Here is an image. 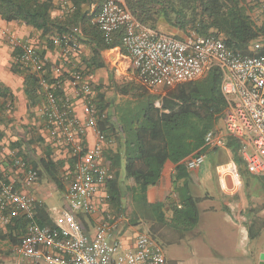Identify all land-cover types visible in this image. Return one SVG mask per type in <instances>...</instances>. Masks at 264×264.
<instances>
[{
  "label": "built area",
  "instance_id": "1",
  "mask_svg": "<svg viewBox=\"0 0 264 264\" xmlns=\"http://www.w3.org/2000/svg\"><path fill=\"white\" fill-rule=\"evenodd\" d=\"M94 24L108 45L122 32V45L133 68L130 79L151 92L201 79L219 67L223 72L221 88L229 103L225 130L209 131L202 149L190 155L185 165L188 170L199 169L208 153L224 148L226 137L230 136L240 141L239 154L248 170L264 176V55L234 52L219 38L196 33L178 38L152 28L134 16L125 0H105ZM7 33L11 47L19 48L17 61L38 73L45 119L53 137L68 149L73 162L64 175V200L68 208L54 228L39 224L32 199L14 185L0 181L1 224L9 223L12 212L21 213L28 220L24 234L13 247L14 254L45 264H166L160 243L140 233L134 246L128 247L116 235L125 217L102 209L108 204L107 185L115 179V172L104 157L105 147L111 141L98 126L99 118L106 114L94 102L93 85L84 71L78 67L67 70L77 96L84 98L87 117L82 122L73 113L71 99L62 91V80L47 76L45 59L36 47ZM52 42L66 56H73L80 48L77 39L68 33L55 35ZM88 130L97 137L90 148L83 142ZM14 163L26 169L29 182L38 179V172L28 168L22 159L16 158ZM219 171L241 177L234 164L222 165ZM99 212H103V218L89 235L80 215L88 218Z\"/></svg>",
  "mask_w": 264,
  "mask_h": 264
},
{
  "label": "trees",
  "instance_id": "2",
  "mask_svg": "<svg viewBox=\"0 0 264 264\" xmlns=\"http://www.w3.org/2000/svg\"><path fill=\"white\" fill-rule=\"evenodd\" d=\"M82 1L85 0H76L75 4ZM125 2L142 23L155 29L164 23L179 31L174 35L178 38L196 33L222 39L234 52L264 55V46L255 48L257 43H264V19L257 23L253 18L250 0ZM53 8L52 0H0V19L31 26L49 37L74 34L76 23L54 16ZM18 54L19 48L16 47L13 50L15 71L25 75L26 92L32 106L43 97L39 75L18 62ZM102 64L98 63V66ZM222 80V70L214 67L201 79L164 88L160 92H151L142 86L138 89L141 91L138 97L123 102L117 109L119 127L107 115L99 118L100 130L115 144V148L108 147L104 151L105 163L115 172V179L107 185L108 204L114 214L124 215L132 226L147 220L165 222L162 204L149 202L147 192L159 182L165 164L171 161L177 164L174 191L181 205L175 208L171 224L181 230L197 226L199 199L191 192L185 160L200 151L206 134L216 130L222 117L227 118L229 103L221 88ZM0 99H4V106L12 99V92L1 81ZM98 109L103 112V107ZM226 144L244 173V161L239 154L240 141L227 136ZM68 163L72 167L71 158ZM64 166V161H56L49 154L35 165V170L38 178L47 174L63 188L61 172ZM256 179L264 186V177ZM11 214L9 223L0 226V238L16 244L24 234L28 220L21 213ZM80 218L83 222L86 219L83 215ZM37 220L41 225L47 224L38 216ZM254 221L251 219L249 224L251 239L258 236L253 229Z\"/></svg>",
  "mask_w": 264,
  "mask_h": 264
},
{
  "label": "crops",
  "instance_id": "3",
  "mask_svg": "<svg viewBox=\"0 0 264 264\" xmlns=\"http://www.w3.org/2000/svg\"><path fill=\"white\" fill-rule=\"evenodd\" d=\"M75 1L52 0L54 4L52 14L72 23L75 22L77 25L72 35L79 42L80 48L73 56L62 54L60 47L52 42L55 35L45 36L31 26L0 19V81L12 92V99L5 106H13L12 113L3 114L5 113L3 112L2 117L7 118L8 121L12 120L19 131H22L18 136L7 135L0 141V181L14 185L19 192L33 200L38 219L46 221L45 226H57L59 217L68 208L64 200L66 187L64 175L70 169L68 162L71 155L68 149L59 144L52 135L51 127L43 113L44 98L40 97L38 99L40 101L30 105V97L26 92L25 75L15 71L14 49L8 43L7 32L36 47L45 59L46 72L49 76L51 78L58 76L62 80V91L66 97L71 99L73 113L82 122L87 117L84 111V98L77 96L75 89L70 84L67 75L68 69L78 67L84 71L87 80L93 85L92 98L94 102L98 108L99 106L103 107V112L117 127H119L117 109L123 105V102L138 97L141 93L138 89L143 88L138 81L130 79L133 68L131 59L122 45V32L116 34L113 46H107L108 44L103 40L102 32L94 24L105 0H85L78 4H75ZM158 29L172 35L179 33L175 28L164 23L160 24ZM98 63L103 64L98 66ZM163 89L157 91L160 92ZM3 103L4 99H0V108L5 107ZM4 132L7 133L6 130ZM83 142L86 147H93L97 142L96 134L92 130H88ZM108 147L115 148V144L110 143L105 147V150ZM219 149L230 151L227 145ZM210 152L207 158L211 157L213 160V171H209L208 166L204 167L205 163L199 169L189 170L191 192L199 199V222L194 228L181 230L171 224L175 208L181 207L174 191L177 164L168 161L159 182L151 186L147 192L149 202L162 204V211L165 215V222L156 221L155 223L169 229L168 235L159 236V240H157L165 250L166 264H170L169 254L165 248L166 243H174L178 239L182 241L183 238L208 248L210 244L219 243V238L231 241V239L239 237L242 244L246 243L247 249L251 246L248 251H245V254H251L253 251V247L250 245L253 240L249 235V221L254 218L256 211L252 207L254 201L252 202L250 199L249 189L246 185L249 183L253 185L259 182L257 177L264 176L252 173L254 175V179H252L246 178V174L240 172L241 177L237 178L232 172H221L219 168L222 165L234 164L238 170L240 169L232 153L231 158L227 161H220L218 152ZM49 154L54 160L65 162L61 172L63 188H60L58 183L47 174H43L34 182H29L26 169L14 163V159L20 158L26 162L28 168L35 169V165L40 163L42 158L48 157ZM110 208L109 204L102 206L103 210H111ZM102 213H96L84 220L83 225L89 235L94 233L96 224L102 220ZM140 225L147 224L141 223ZM140 225L132 226L125 218L120 222L116 235L128 247H132L140 233L136 227ZM0 226L4 227L1 222ZM130 231L134 232L130 234ZM175 234H178V237ZM6 244L7 247L12 246V248L15 245L0 238V264H45L22 259L14 253H6L4 250ZM263 245L264 241L258 244L259 255L263 250ZM213 248H217L218 252L222 248L226 250L220 244L214 245ZM257 262H260V258Z\"/></svg>",
  "mask_w": 264,
  "mask_h": 264
},
{
  "label": "rangeland",
  "instance_id": "4",
  "mask_svg": "<svg viewBox=\"0 0 264 264\" xmlns=\"http://www.w3.org/2000/svg\"><path fill=\"white\" fill-rule=\"evenodd\" d=\"M250 1L252 5L251 14L257 23H261L264 19V6L262 4L263 1ZM8 43L11 45L9 41ZM263 46V42H259L255 45V48ZM12 111L13 106L11 105L0 108V141L3 140V138H5L7 135L18 136V134L22 132L19 131V128H17V125L13 123L12 120L8 121L7 118L2 117L3 114L12 113ZM225 118L226 116L221 118L216 130L224 131L226 123ZM5 130L7 133L4 132ZM213 152H218L220 155V161H227L232 156L231 152L226 149L211 150L210 153ZM206 166H208L209 171H213V160L211 157L207 158L204 167ZM243 171L246 174V178L254 179V175L248 170L245 164L243 166ZM246 186L249 189L250 199H252V202L254 201V205L252 207L256 213L254 214L253 218V220H255L253 229L255 233H258V236L255 239H251L253 240L250 242V245L253 247L251 254H245V251H248L251 246H249L247 249L245 245L246 243L242 244L239 237H235V239L233 238L231 241H229V239L226 240L219 238V243L210 244L208 248L203 247L202 244L196 245L195 242H190L187 241V238H183L181 239L182 241L178 239L179 241L177 240L174 243H166L165 248L169 254L170 264H260V262L257 261L259 260L258 244L259 242L264 241V186L260 184V182H256L253 185L252 183H249ZM118 215L120 214L118 213ZM143 223L147 225H140L139 227H136L138 232L148 234L156 242L159 240V236H166L169 233V229L166 226L164 227L163 225L150 220L144 221ZM133 232L134 231H130L129 233L132 234ZM175 235L178 237V234ZM219 244L220 246L225 247L226 250L222 248L218 252L217 248H213L214 245L218 246ZM4 250L6 253H14L12 246L7 247V244Z\"/></svg>",
  "mask_w": 264,
  "mask_h": 264
},
{
  "label": "water",
  "instance_id": "5",
  "mask_svg": "<svg viewBox=\"0 0 264 264\" xmlns=\"http://www.w3.org/2000/svg\"><path fill=\"white\" fill-rule=\"evenodd\" d=\"M259 258H260V264H264V245H263V250L259 255Z\"/></svg>",
  "mask_w": 264,
  "mask_h": 264
}]
</instances>
